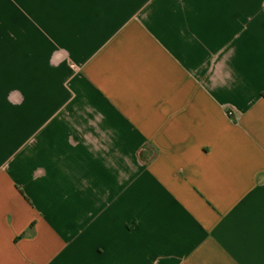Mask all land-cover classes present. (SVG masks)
<instances>
[{
  "label": "crops",
  "instance_id": "crops-1",
  "mask_svg": "<svg viewBox=\"0 0 264 264\" xmlns=\"http://www.w3.org/2000/svg\"><path fill=\"white\" fill-rule=\"evenodd\" d=\"M0 264H264V0H0Z\"/></svg>",
  "mask_w": 264,
  "mask_h": 264
}]
</instances>
